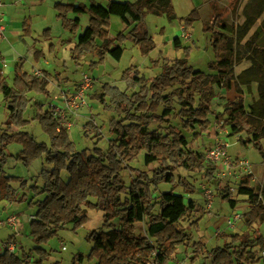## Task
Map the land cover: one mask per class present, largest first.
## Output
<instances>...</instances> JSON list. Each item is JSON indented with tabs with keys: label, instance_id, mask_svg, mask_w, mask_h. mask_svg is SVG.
<instances>
[{
	"label": "trees",
	"instance_id": "obj_1",
	"mask_svg": "<svg viewBox=\"0 0 264 264\" xmlns=\"http://www.w3.org/2000/svg\"><path fill=\"white\" fill-rule=\"evenodd\" d=\"M53 9L63 31L73 37L80 29V17L88 16V24L76 37L70 55L74 61L91 56L96 59L92 66L101 65L107 56L119 62L128 37L141 56L152 53L156 43L145 28L149 15L165 17L169 22L177 20L184 28L200 20L197 8L178 18L173 0H107L104 5L55 3ZM225 12L211 13L209 20L203 22V33L209 35L214 56L206 71L189 64L190 49L185 48L183 59H175L169 65L165 60L161 64L154 62L159 72L152 78L144 79L130 67L121 77L123 91L105 84L99 93L92 95L104 110L116 115L109 121L112 139L106 150L95 143L91 153L76 151L68 132L58 129L50 113L38 102L31 104L32 93L49 96L48 72H42L41 77L28 74L23 69L24 58L15 64L11 84L0 71V95L8 112L4 128H0V162L5 157L3 149L11 144L21 147L15 156L21 165L29 167L40 159L44 162L38 175L40 185L36 180L28 183L20 177L7 176L0 165V201L35 208L29 223V236L35 247L28 251L21 249L19 254L3 251L0 264H43L51 251L42 246L69 225L74 232L86 225L89 220L86 210L102 213V227L86 234L85 240L92 247L85 256L74 255L71 264H83L85 260L95 264H146L153 253L156 264H169L177 246L189 241V233L180 221L197 207L192 199L186 204L183 196H192L195 186L186 177H175L174 172L178 169L197 172L217 191L221 185L215 164L208 162L204 153L189 148L184 132L191 133L193 141L201 139L212 125L208 118L212 115L215 124L229 128L230 136L245 132L247 136L238 141L245 147L251 145L264 160V0L249 2L243 9L242 22L231 26L232 36L227 34ZM111 17H117L126 30L113 38L109 35ZM21 27L22 37H30L29 21L25 19ZM43 38L50 41L49 30ZM236 42H243L245 60L250 64L238 75L234 74ZM172 44L176 50L181 49L178 37ZM30 49L36 61L43 58L44 53L35 44ZM253 84L257 99L246 109L243 88L249 91ZM216 88L233 89L238 95L227 101L220 113L212 110ZM29 108L33 114L27 120ZM30 121L40 125L48 144L38 143L25 130ZM95 137L99 139L101 133L95 132ZM140 154L144 166L155 165L150 172L131 166ZM124 165L129 171L128 184L121 173ZM250 180L251 176H242L236 188V196H246L250 207L242 215L245 230L217 235L224 243L210 250L204 238L198 239L192 244L193 260L201 256L210 260V264L264 263L261 256L264 235L254 228L264 222V205L259 191L250 187ZM161 184L169 185L170 189L159 192ZM177 188L182 194L175 192ZM216 195L226 200L231 209L236 206L234 195L226 186ZM137 224H143V235L136 233Z\"/></svg>",
	"mask_w": 264,
	"mask_h": 264
},
{
	"label": "rangeland",
	"instance_id": "obj_2",
	"mask_svg": "<svg viewBox=\"0 0 264 264\" xmlns=\"http://www.w3.org/2000/svg\"><path fill=\"white\" fill-rule=\"evenodd\" d=\"M2 3V12L4 18V31L0 35V71L6 77L7 82L11 84L13 79L14 67L17 61L21 58L25 59L24 71L28 74L34 75L35 71H46L50 74V81L48 84L49 96L30 94L32 102L40 103L45 110L49 100L56 98L59 90L72 89L79 85L81 75H88L92 81V88L89 90L87 96V107L84 108L76 121H73L72 127L68 131V136L71 142H73L76 151L80 152L86 150L91 153L94 144L97 143V147L106 150L109 140L112 139L109 133V121L111 118H116L113 112L104 110L103 106L92 98L93 94L99 93L100 88L108 84L119 88L121 91L125 89L124 82L121 80L122 74L128 68L133 67L144 79H150L159 72V68H155L153 63L159 61V63H167L168 65L173 63L175 59H183L184 49L189 48L188 62L195 69L206 71V66L214 59L213 52L209 44V35L203 33V22L209 20L211 13L225 12L226 22L229 26V36H232L231 26L232 24L241 23L243 9L249 4L251 0H201V4L198 7L200 20L195 22L190 28H184L177 21L169 22L165 17L157 18L149 15L145 20V28L149 35H151L156 43L155 50L147 57L141 56L137 48H135L131 41H126L124 44L125 52L119 62L114 61L111 57H106L101 65L92 66L91 63L96 59L91 56L85 57L84 60L74 61L71 59L70 48L73 46L76 37L86 27V22H82V27L78 30L75 37L66 33L61 28L59 20L56 19V12L53 9L55 3H68L85 5L91 2L105 3L107 0H0ZM117 2H134L136 0H113ZM188 3L197 6L200 0H186ZM187 6L184 0L176 1L178 18H181L185 13V10L181 8ZM176 12V11H175ZM183 17H186L183 16ZM28 20L31 28V36L23 38L22 35V22ZM169 27L179 30L178 38L181 43V49L176 50L172 44V40H166V31ZM46 30H49L50 41L43 38V34ZM126 31L125 25L120 22L117 17H111L109 35L115 37L118 33ZM163 31V32H162ZM19 32V34H17ZM73 37V38H72ZM71 38V39H70ZM75 38V39H74ZM72 40L71 43H67V40ZM243 43V42H242ZM242 43L236 42L235 44V66L234 74L238 75L245 67L250 64L245 60V53L242 48ZM35 44L37 50H41L44 56L39 61H36L33 57V51L30 47ZM52 45V47H51ZM50 48L52 50H50ZM253 86V87H252ZM249 91L246 90L245 97L246 104L253 101V97L257 96L256 86L252 85ZM217 99L212 102V110L215 113H220L223 110L224 98L220 97L222 90L217 89ZM235 94V91H234ZM237 95V94H236ZM238 96V95H237ZM222 100V101H219ZM33 114V109L29 108L25 114V118L30 120ZM8 116L6 104L2 101L0 95V128L3 127V123ZM209 120L212 122L213 127L223 130L221 124H215L213 122L214 116H209ZM176 124V121H172ZM88 124V126H87ZM29 132L38 143L48 144L47 136L42 132L40 125L37 122H31L25 129ZM85 132H88L85 135ZM95 132H100L101 137L97 139ZM188 140V146L190 149L197 152L206 154L207 151L214 145L221 144L219 142L208 145L207 141L203 137L199 140L193 141L192 134L184 132ZM228 142L230 147L228 149L229 155H236L241 158H245L251 163V165H257L262 159L260 154L253 149L251 145L247 147L241 145L234 137L229 138ZM262 147L264 150V141H262ZM21 147L17 144H11L3 149L4 161L0 162L3 171L7 176L20 177L26 180L28 183L37 181L41 184V179L38 175L44 165L43 160H37L29 167L21 165L15 160V156L19 153ZM232 158V157H231ZM2 157H0V160ZM238 160V159H237ZM131 166L140 170L148 171L155 167L150 165L148 167L143 164V155L140 154L132 163ZM122 176L125 182L128 184L130 180L129 171L125 169V165L122 167ZM238 171H233L230 179L222 181L227 188H233L236 185V179ZM241 174V173H240ZM175 177H186L196 188L195 193L192 196L183 195L185 203L189 199L194 200V203L203 201V204H196L197 209L195 212L186 215L181 221L180 225L185 228L189 233V241L180 246H177L176 252L172 261L169 264L175 262H181L182 264H210V260L199 256L196 259L193 258L192 244L200 238L206 240L207 249H211L215 246H220L224 243V240L217 239V235L221 236L227 229H231L233 232H239L244 228L242 218L237 221V226L229 228L227 221H223L231 213V208L228 202L218 199L216 193L221 190H216L212 186L213 200L211 210L207 209L206 202L202 194V188L207 186L202 176L197 173H190L182 169H178L174 172ZM238 178V177H237ZM39 184V185H40ZM169 185L161 184L158 187L159 192L168 191ZM176 193L182 194V190L177 188ZM233 195L236 194V188H234ZM201 198V199H200ZM41 199V198H40ZM246 203L238 201V212L243 210ZM35 208H29L26 204L8 203L6 201H0V221H5L9 216L15 215L17 218V228H19V234L17 235V245L24 247L25 250H30L35 247L32 242L29 233V216L34 214ZM86 215L89 218L88 223L78 229L76 232L71 230V226H67L64 230L58 233V236L52 239L47 245L42 246L45 250L51 251L50 257L43 264H71V259L76 254L87 255L92 247L91 243L85 240V236L90 231H98L102 227V213L94 210H86ZM115 225H118V221H114ZM236 224V222H235ZM264 227V226H263ZM263 229V228H262ZM136 233L144 234L143 224L136 225ZM223 233V234H222ZM14 234L12 229L0 226V241L6 239L8 235ZM62 247L64 251H62ZM259 256V254H257ZM256 256V257H257ZM258 258V257H257ZM261 261L259 264H262ZM83 264H95L94 261L88 263L86 260Z\"/></svg>",
	"mask_w": 264,
	"mask_h": 264
},
{
	"label": "built area",
	"instance_id": "obj_3",
	"mask_svg": "<svg viewBox=\"0 0 264 264\" xmlns=\"http://www.w3.org/2000/svg\"><path fill=\"white\" fill-rule=\"evenodd\" d=\"M2 12V3L0 1V35L4 31V18ZM41 72L35 71L34 76L41 77ZM93 81L92 79L86 75H81L80 83L77 87L72 89H62L56 95V98L49 100L46 105L47 111L53 117V119L57 122L58 129L64 130L68 132L72 127L73 121L79 117L80 112L87 107V96L89 94V90L92 88ZM226 145L217 144L211 147L207 153L205 154V159L215 164L217 167V177L220 180L226 179L227 177H231L233 171H238L243 176H251L252 168L250 164L244 160L233 159L228 156L226 151ZM242 177V176H241ZM240 177V178H241ZM234 188H228L229 192H234ZM202 194L204 200L206 202L207 209L211 210L212 208V200H213V191L210 186H205L202 188ZM241 219L240 215H234L231 218L227 219V224L229 228H233L235 222ZM0 226H4L12 229L14 233L17 231V218L15 215L9 216L5 219V221H0ZM0 247L3 251H6L10 254H16L17 249L16 246L11 242H2ZM64 251V248L61 249ZM261 256L264 258V252L261 253ZM146 264H156L155 262V253L147 258ZM172 264H182L181 262H175Z\"/></svg>",
	"mask_w": 264,
	"mask_h": 264
},
{
	"label": "crops",
	"instance_id": "obj_4",
	"mask_svg": "<svg viewBox=\"0 0 264 264\" xmlns=\"http://www.w3.org/2000/svg\"><path fill=\"white\" fill-rule=\"evenodd\" d=\"M176 1H178V0H173V6H174V9H175V11H176V13H177V6H176ZM185 1V4L187 5V6H184V7H182V5H181V8H182V10H185L184 12V14H183V16H187L194 8H197L198 9V7L200 6V2H201V0L197 3L198 5L197 6H194V5H192V4H190V3H188V1H186V0H184ZM92 3V2H91ZM95 3V2H94ZM97 4H106V2L105 3H97ZM89 5V4H88ZM178 16V15H177ZM182 16V17H183ZM181 17V18H182ZM3 18H5V16H3ZM4 20V19H3ZM88 20H89V18H88V16H86V15H83V16H81L80 17V27H82V22H86V26H87V24H88ZM3 25H4V22H3ZM182 26V25H181ZM183 27V26H182ZM5 30V29H4ZM180 30V29H179ZM179 30H175L174 28H172V27H169L168 29H167V33H166V40H173L175 37H178V35H179ZM17 34H19V32L17 33ZM19 35H21V34H19ZM22 36V35H21ZM75 37V36H74ZM73 38V37H72ZM71 39V38H70ZM69 39V40H70ZM75 39V38H74ZM72 40H70V42H71ZM127 41H131L132 42V39L131 38H127ZM75 42L76 41H74V44H73V46L70 48V50L74 47V45H75ZM85 59V57L84 58H82V59H80L79 61H81V60H84ZM78 61V62H79ZM77 62V61H76ZM249 67V66H248ZM248 67H245L244 69H246V68H248ZM243 69V70H244ZM242 70V71H243ZM42 72H44V71H42ZM41 72V73H42ZM46 72V71H45ZM253 85H255V84H253ZM256 86V85H255ZM253 87V86H252ZM251 87V88H252ZM243 92H244V100L246 99V97H245V94H246V89L245 88H243ZM220 97H222V98H224V99H222V100H219V101H222V102H224V103H226L227 101H233V100H235L238 96L236 95V92H235V94H234V90L233 89H231V90H229V91H224V90H222V94L220 95ZM217 99V98H216ZM255 99H257V96L256 97H253V100H255ZM253 102V101H252ZM251 102V103H252ZM251 103H248V104H246V101L244 102V104H245V107H246V109L248 108V106L251 104ZM222 112V111H221ZM247 135H246V133L245 132H243V133H241V134H239V135H236V136H230V130H229V128L228 127H225L223 130H219V129H217L216 127L214 128L213 127V125H211V127H210V129H209V131L203 136V139H205L206 141H207V143H208V145H210V144H214V143H217V142H219V143H221V144H223V145H226L227 147H226V151H227V154H228V156H230V157H232L233 159H238V160H244V161H246V162H248L249 163V161L247 160V159H245V158H241V157H238V156H236V155H234V156H232V155H229V153H228V149H229V147H230V143L228 142V140H229V138H231V137H234L237 141L238 140H241V139H244L245 137H246ZM250 164V166H251V168H252V174H251V180H250V187H252V188H254L255 190H258L259 191V193H260V199H261V201H262V203H263V205H264V160L263 159H261L260 161H259V163L256 165H251V163H249ZM47 169H49V167L47 166L46 167ZM237 177H236V179H233L234 181H236V185H235V187H237V184L239 183V180H240V177L241 176H243L242 174H239V173H237ZM226 179H230V177H227ZM226 179H223V180H221V185H220V190L222 189V188H224L226 185L224 184V183H222V181H224V180H226ZM40 184V183H39ZM209 186V185H208ZM227 187V186H226ZM201 199V198H200ZM218 199H220L219 197H218ZM234 199H235V201H236V206L233 208V209H231V213H230V215L228 216V217H226V218H223V221H225V224H226V221H227V219L228 218H231V217H233L234 215H240L241 216V218H242V215L243 214H245V213H247L248 212V210H249V205H248V203H247V197L246 196H242V195H239V196H236V194L234 195ZM194 201V200H193ZM238 201H242V202H244V203H246V206H245V208L243 209V210H241V212L239 211L238 212V210L240 209L239 207H238ZM200 203H202L203 204V201L201 200L200 202H196L195 204H200ZM202 204H200V205H202ZM196 209H197V207H196ZM35 212V211H34ZM29 223H30V221L32 220V218H33V215L31 214L29 217ZM234 226H237V222H236V224L234 225ZM264 222H262V223H257L256 225H254V228H256V229H258L263 235H264ZM263 228V229H262ZM245 230V228H242L239 232H233L231 229H227L225 232H224V234L226 235V234H228V235H233V234H236V233H241V232H243ZM19 228H17V231H16V233H14V234H10V235H8V237L6 238V239H4V240H2V241H0V244L2 243V242H4V241H6V242H11V243H13L15 246H16V249H17V253L16 254H19L20 253V250L21 249H23V250H25L24 249V247H22V246H18L17 245V239H16V237H17V235L19 234ZM223 234V233H222ZM207 248V247H206ZM25 251H27V250H25ZM0 253H2V249H1V247H0ZM261 262V261H260ZM260 262H258V263H256V264H259ZM262 264H264V263H262Z\"/></svg>",
	"mask_w": 264,
	"mask_h": 264
}]
</instances>
